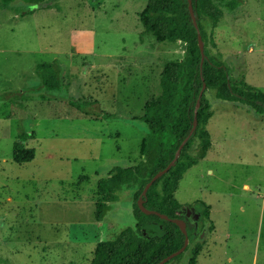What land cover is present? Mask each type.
<instances>
[{
	"label": "rangeland",
	"instance_id": "obj_1",
	"mask_svg": "<svg viewBox=\"0 0 264 264\" xmlns=\"http://www.w3.org/2000/svg\"><path fill=\"white\" fill-rule=\"evenodd\" d=\"M37 1L15 0L10 9L0 1V264H90L100 241L136 227L137 200L127 189L95 221L97 184L141 161L148 128L134 120L187 45H160L145 32L139 15L148 0H56L49 10L30 5ZM223 12L218 26L201 21L209 53L264 92V0ZM54 61L62 89L48 92L36 69ZM204 98L214 113L212 147L175 195L183 206L211 208L216 229L198 264H264V115L212 90ZM24 134L36 155L19 165L13 150Z\"/></svg>",
	"mask_w": 264,
	"mask_h": 264
},
{
	"label": "trees",
	"instance_id": "obj_2",
	"mask_svg": "<svg viewBox=\"0 0 264 264\" xmlns=\"http://www.w3.org/2000/svg\"><path fill=\"white\" fill-rule=\"evenodd\" d=\"M6 9L15 0H0ZM56 0H39L30 3L40 10L53 9ZM191 1L198 28L195 27L189 11ZM241 0H148L139 15L145 32L152 35L160 45L174 46L177 42L187 45L183 60L168 62L160 79V94L150 98L144 106V115L134 121L144 123L148 130L141 147V161L133 167H115L106 178L97 184L101 199L95 204L94 219L102 223L118 202L124 189L133 191L136 197L134 216L136 227H127L114 239L100 241L95 248L90 264H158L185 246L186 236L175 223L157 215L144 214L138 200L146 185L159 172L165 170L175 159L176 153L191 134L195 119V109L204 88L215 92L216 98L231 103H241L264 115V92L250 86L243 75L231 77L229 68L212 56L207 48L208 34L201 21L209 20L218 26L223 19L224 9L234 12ZM21 10L20 16L33 14ZM201 35L205 47V60L202 64L198 37ZM63 67L57 61L42 63L36 73L42 87L48 92L62 89ZM93 102L92 104H96ZM213 110L204 98L197 111L198 124L185 144L175 165L155 181L144 198V206L169 219H181L187 223L189 245L184 253L190 252L188 264H198V259L207 244V234L215 230L211 220V208L202 201L191 205H181L175 197L184 175L192 167L204 160L212 147L211 135L207 129L213 117ZM110 118V115H102ZM33 139L32 134H24L16 141L13 161L22 165L34 160L36 150L25 148V143ZM192 217H187V212ZM177 256L179 261L184 255Z\"/></svg>",
	"mask_w": 264,
	"mask_h": 264
},
{
	"label": "water",
	"instance_id": "obj_3",
	"mask_svg": "<svg viewBox=\"0 0 264 264\" xmlns=\"http://www.w3.org/2000/svg\"><path fill=\"white\" fill-rule=\"evenodd\" d=\"M189 11H190V15H191V18L194 22V25L196 28H198V25H197V20H196V16H195V13H194V10H193V7H192V4H191V1H189ZM198 44H199V48H200V52H201V55H202V59H201V62L203 64L204 60H205V47H204V42H203V39L201 37V35L199 34V37H198ZM205 86L200 94V97H199V100H198V103H197V106H196V109H195V119H194V125H193V129L191 131V134H194L195 130H196V127H197V124H198V120H197V111L200 107V100L204 94V91H205ZM186 138L184 140V142L181 144V146L179 147L177 153H176V157L175 159L170 163V165L163 171L159 172L158 174H156L152 180L146 185V187L144 188L143 192H142V195L141 197L139 198L138 200V206L140 208V210L146 214V215H157L159 217H161L162 219H165V220H169L173 223H175L176 225L179 226V228L181 229L182 233L186 236V241H185V246L178 252L176 253H173L171 254L170 256H168L167 258L163 259L161 262H159L158 264H167L168 262H170L171 260H173L174 258H176L177 256H180L181 254H183L185 251H186V248L187 246L189 245V239H188V232H187V223L184 221V220H181V219H169L168 216L164 215V214H161V213H158L156 211H153V210H149L147 209L145 206H144V198L147 196V193L149 191V189L151 188V186L153 185V183L155 181H157L158 179H160L162 176H164L166 173L169 172V170L175 165V163L177 162L180 154H181V151L183 150L185 144L188 142L189 138ZM187 217L188 218H191L192 217V212L191 211H188L187 212Z\"/></svg>",
	"mask_w": 264,
	"mask_h": 264
},
{
	"label": "crops",
	"instance_id": "obj_4",
	"mask_svg": "<svg viewBox=\"0 0 264 264\" xmlns=\"http://www.w3.org/2000/svg\"><path fill=\"white\" fill-rule=\"evenodd\" d=\"M211 139H212V137H211ZM211 150V149H210ZM209 153V152H208ZM188 172V171H187ZM184 178V177H183ZM183 180V179H182ZM180 185V184H179ZM179 189V188H178ZM175 195H176V193H175ZM215 226V225H214ZM216 229V228H215ZM213 236H211L210 237V239L212 238ZM210 242H211V240H210ZM64 246L66 247V249L68 248V249H72V245L70 244V243H68V244H64ZM63 252H65V251H63ZM72 252V251H71ZM73 253V252H72ZM74 254V253H73Z\"/></svg>",
	"mask_w": 264,
	"mask_h": 264
}]
</instances>
